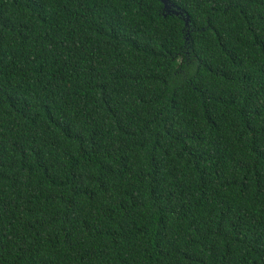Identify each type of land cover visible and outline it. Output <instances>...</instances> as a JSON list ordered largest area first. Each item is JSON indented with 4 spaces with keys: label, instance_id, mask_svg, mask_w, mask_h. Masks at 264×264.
Here are the masks:
<instances>
[{
    "label": "trees",
    "instance_id": "obj_1",
    "mask_svg": "<svg viewBox=\"0 0 264 264\" xmlns=\"http://www.w3.org/2000/svg\"><path fill=\"white\" fill-rule=\"evenodd\" d=\"M168 1L0 0V264H264V0Z\"/></svg>",
    "mask_w": 264,
    "mask_h": 264
},
{
    "label": "water",
    "instance_id": "obj_2",
    "mask_svg": "<svg viewBox=\"0 0 264 264\" xmlns=\"http://www.w3.org/2000/svg\"><path fill=\"white\" fill-rule=\"evenodd\" d=\"M161 3L163 4L164 8L163 11L166 14H175V15H182L181 12H177L176 10L173 9V5L168 1V0H160ZM189 19H186V25H188Z\"/></svg>",
    "mask_w": 264,
    "mask_h": 264
}]
</instances>
